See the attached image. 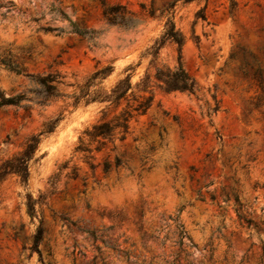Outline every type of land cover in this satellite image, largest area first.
<instances>
[{
  "label": "rangeland",
  "instance_id": "1",
  "mask_svg": "<svg viewBox=\"0 0 264 264\" xmlns=\"http://www.w3.org/2000/svg\"><path fill=\"white\" fill-rule=\"evenodd\" d=\"M11 1L4 16L0 7V51L9 50L21 71L0 63V92L26 91L33 85L29 75L57 73L65 96L28 111L0 107V167L45 120L63 116L40 135L25 183L14 173L0 178V264H264V94L256 79L259 70L264 78V0H235L231 11L229 0H176L180 62L195 80L194 91L154 87L150 106L130 120L125 138L100 149L84 131L102 111L110 119L125 102L73 106L70 95L108 63L114 71L106 86L129 65L133 81L155 67L174 69L173 42L152 66L150 56L141 55L162 32L160 10L173 0ZM115 4L125 6L133 27L107 22L103 8ZM52 6L80 28L97 31L96 44L77 33L38 29H69ZM27 47L29 58L20 54ZM28 194L39 198L34 215L27 211ZM39 225L40 256L32 248Z\"/></svg>",
  "mask_w": 264,
  "mask_h": 264
},
{
  "label": "trees",
  "instance_id": "2",
  "mask_svg": "<svg viewBox=\"0 0 264 264\" xmlns=\"http://www.w3.org/2000/svg\"><path fill=\"white\" fill-rule=\"evenodd\" d=\"M184 2H189L192 0H182ZM176 0H173L160 10V16L164 18L163 30L162 32L153 40V42L148 45L141 55H149V66H152L157 58L160 49L167 43L173 42L177 45L178 49V64L174 69L155 67L153 74H150L146 70L141 76L136 80H132L133 66H127L124 68L123 74L118 77L114 83L110 86L104 84V80L112 74L114 67L111 63L97 67L91 74H89L84 82L79 86L77 93L70 95L72 98V105L78 106L80 103L89 104L92 102H104L107 105H112L113 107H118L123 101L124 106L120 109L110 119L105 118V112L102 111V116L92 125L90 130H85L84 133L89 135L92 140L97 139L96 149H100L105 145L106 142H113L116 138L124 139L126 133L128 132L130 120L138 114H142L150 106L153 100V88L159 87L165 91L179 90L193 92L196 86L195 80L188 71L182 66L180 62V50L184 43V38L181 33L175 27L173 19V7ZM230 11L234 9L236 5L235 0H229ZM5 6V10L2 11L4 16L7 11L13 6L11 0H0V7ZM50 11L54 12V15L59 18L67 19L69 24V29L66 30L61 26H39L38 29L44 31H52L59 35L63 32L77 33L87 41L92 44H96L95 36L97 31L87 30L80 28L73 20H71L68 15L61 9L52 6ZM200 12V11H199ZM103 15L109 24L118 25L122 27H133L136 24L134 19L127 16L128 11L124 5L115 4L111 6H106L103 8ZM152 15V9L149 10ZM199 16L203 17L202 13ZM197 41V37L195 36ZM33 49L27 47L26 49L20 50V54L23 57H31ZM0 63L9 68L12 71L19 73L21 68L19 64L12 58L9 50L0 51ZM132 69L131 71H129ZM257 79V85L264 94V78L262 77V71L259 70ZM33 85L28 87L26 91H22L13 95L5 96L0 92V107L14 105L20 106L25 111H28L32 105H37L43 107L53 100L65 96L57 88V83L59 82V76L57 73H47L43 75H29ZM157 81V83H156ZM256 106L260 103L256 102ZM217 105L215 109H217ZM62 114H57L44 121L42 130L29 138L23 151L15 156L14 158L7 160L0 167V178H2L7 173L16 174L20 181L25 183L28 178V167L31 160L37 159L35 157V152L38 149V144L40 141V135L43 133L52 132L60 120L62 119ZM77 149L88 150L87 147L79 145ZM115 166L121 163V159L115 157ZM109 168V163L106 161L104 163V169ZM39 202V198H33L30 194L27 195V211L30 215L35 213V204ZM93 239L98 237L96 231L85 229ZM43 229L39 225L34 233L32 248L40 256L39 241L42 237ZM179 244H182L184 231L180 229L179 233ZM102 242L105 246L118 250L117 245L110 240L103 239ZM127 259L129 258L128 251H122Z\"/></svg>",
  "mask_w": 264,
  "mask_h": 264
}]
</instances>
